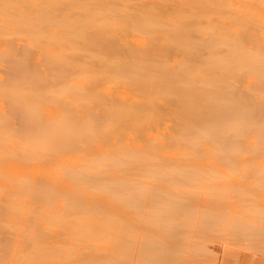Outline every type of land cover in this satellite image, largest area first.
Masks as SVG:
<instances>
[{
	"label": "bare ground",
	"instance_id": "6f19581e",
	"mask_svg": "<svg viewBox=\"0 0 264 264\" xmlns=\"http://www.w3.org/2000/svg\"><path fill=\"white\" fill-rule=\"evenodd\" d=\"M261 2L264 4V0ZM227 6L229 4L226 0H0V15L4 17H0V34L7 27V23L11 22L18 26H14V31L25 35V38L22 35L24 43H18V46H21V50L18 49L21 51H19L20 53L16 49L18 46L14 49L10 47V50H6L7 52L12 51V54L1 50V53H5L2 54V57L3 55H6L5 58L18 57L19 62L23 61L20 58H24V60L29 58L36 61L33 65L37 66H40L41 62L47 64V66L41 64L43 68L36 67L37 70L27 67V69L31 68L28 76L32 75V77H27V81L30 78L28 84L25 81L26 77L21 78L18 74L19 70L20 74L23 70H18L16 67V74L25 81L22 83L19 80L17 84L24 86L26 83V87L23 88L21 85L17 87L14 84L17 82L18 75L16 79H13L15 82L11 80L13 85L8 84L11 81L6 82L8 87L12 85L10 90H5L8 87L5 84L2 85L6 86L3 91L11 92L14 99L7 96L11 94L4 93L2 89V92L0 91V93L6 94L8 102L14 101L13 105L9 104L11 105L9 108L16 113L13 114L11 110L10 112L20 117L22 122H19L20 132L18 131L21 134L17 132V127L16 129L12 128L16 133L14 135L19 136V140L21 139V144H18L19 147L21 146L20 150L17 151L18 149L15 147L17 145L16 137L13 143L15 146L12 145L13 148H6L9 144H4V146L0 144V181L12 179L11 195L6 197L9 202L12 201L13 204L10 203V206L14 208L8 207L9 212L5 210L6 213L14 214V211L17 213L16 210H20L18 209L19 203L21 201L28 202L27 199L35 202L43 201V204L44 202H63V207L69 208L72 214L65 209L67 218L63 212L64 209L58 207L64 216L61 217V221L64 222L66 218L69 220V217L74 219L73 222H70L71 224L67 221L68 227H72H70L71 230L68 229L70 231H68L70 236L68 238L75 241L74 243L77 241L84 242V244L95 243L91 247H97L95 246L97 243L107 245L108 248L104 250L107 254L108 252L110 254L111 250L120 253L123 248L135 247L130 243L135 241L134 237L137 238L136 235L134 236L135 233L124 235L128 231L121 230V228L118 231L114 226L111 228L108 225L109 221L113 220L111 212H114L115 202L127 203L126 207L129 206V208L132 205L142 206L145 205L144 202H151V204L148 202L150 206L152 204L154 206L151 207V213L154 208L155 213L151 214L154 216L153 219H151L152 216L149 218L157 226L153 225V221H147L150 220L149 218L146 221L150 222L148 225L153 223L155 229L159 230L161 227L159 232L164 233L163 236L166 235L165 239L168 234H171L166 233L167 229L165 228L167 227L164 226L168 225L172 230L174 228L172 225L176 224V226L187 228L185 226H190L195 222L197 227H194L198 234L201 233L200 231H204V234L208 233V228L211 231L216 230L215 227L214 229L212 227L220 224L226 216V213L223 215L222 211H219L223 209V207L219 209V206H223L222 201L226 194H213L215 196L211 197V200H202L196 198L194 193L181 190V187L188 188L189 185L194 186L195 183L205 182L207 186L215 184L214 188H206L210 194L213 191H215L214 193L225 192L229 186L223 181L227 179L229 165L236 162V156L243 152L252 153L251 155L264 152V39H262L264 34L258 36L260 34L258 30L262 32L264 30L257 26H251L252 23V25H258V22L257 16L253 17V20V14H249L252 16L245 17L244 15V18H241L237 15L238 17L234 16L236 18H228L231 19L228 21L234 25H231L234 29L230 25L224 27L228 23L225 22L226 25L222 24V30L217 32L214 30V24L209 20V15L219 12L218 10H228ZM188 9L193 11L180 15L174 14L172 11ZM215 10L217 11L215 12ZM202 18H206L207 24L201 22ZM248 21L251 22H249L251 28ZM252 32L257 34L259 32L258 35L256 34L258 37L255 38ZM196 34L199 36L196 37ZM258 38L262 39L263 44L260 45L261 42H256L259 40ZM255 42L259 45H255ZM248 45L251 47L249 48ZM224 47L226 52L218 54L221 51L220 48L225 51ZM259 47L262 48L260 50L263 54L258 50ZM13 50L16 51L13 52ZM200 50L206 52L202 51L205 56L201 55L202 52L199 54ZM18 58L14 60L17 61ZM195 62L199 65H195ZM24 63L22 64L25 65ZM25 74L24 72L23 75ZM41 74L46 76H41ZM48 76H51L49 77L51 81L52 78L68 80L54 79L52 84L56 87L50 88L51 85L47 87L44 83V80L49 81V79L46 80ZM70 77H72L71 80ZM56 80L59 85L54 82ZM104 83L121 84L122 90L114 91L118 92L119 96L114 97L113 91H110L109 88L105 87L109 90H103ZM100 84L101 88L99 87L98 90L97 86ZM101 89L106 93L103 94ZM46 101H53L56 106L59 102V110L57 111L58 108L55 105L54 108L51 106L52 111L55 107L57 109L53 115L47 113L48 117L42 111V108L48 105L45 104ZM45 108L50 110L48 106ZM164 117L172 119L171 132L162 134L161 138L150 135L152 125ZM5 122L6 125H12L6 120L4 123L1 122L0 128L9 130L5 133L10 132L11 128L5 127ZM142 136H146L144 144L137 142ZM249 138H253L251 141L254 140V145L249 142L251 147L245 146L246 144L244 145L243 142L245 139L249 141ZM10 140L11 137L8 142ZM11 142L13 141L11 140ZM10 148L16 149V151ZM74 152L77 155H73ZM67 155L70 160H64V162L60 160L61 164L53 163L50 160L52 157L59 159ZM178 155L184 156L183 158L186 160L181 161L183 159H180ZM171 156L174 157L170 158ZM208 157L212 158L209 161L210 168L206 164L210 169L207 171L211 174V169L218 168L217 165L213 166L216 163L213 161L219 159L218 166L225 164L224 166L228 170L223 168L227 172L226 175L222 174L224 178L221 176L223 165L220 168L221 172H218L223 181H220L218 174L214 176L218 170H213L215 172L213 177L207 172H203L206 170L202 168V166L204 167L202 164L200 169L204 170L199 172H202L203 175L197 173L199 165H196L201 162L195 161L193 158L206 161ZM231 158H235V161ZM239 161L241 160H237V162ZM242 161L241 163L244 162ZM11 162L25 165L34 164L36 167L32 171H28L31 176L35 168L40 169L42 166L39 165L44 162L47 166L44 165L42 170L55 167L56 170H54L59 172L54 175L51 173V176L47 175L49 172L47 174L44 172L47 177L36 180L34 175L30 177L26 171L24 173L23 170V172L16 170L17 167L11 169V172H5L4 166ZM212 163L214 164L212 165ZM234 164H232L233 168L238 166V163H236L237 166ZM248 164L251 165V162ZM181 165H184L185 168ZM243 166L247 167L248 165ZM254 166L251 167L252 171ZM141 168L148 169L147 173L150 178L146 174V176L143 175L144 177L152 178L156 182L155 192L145 188L141 182L138 186L126 189V183L120 177L115 178L117 172L127 173L136 170L139 173ZM237 168L234 169L236 172L243 171L242 169L237 171ZM230 170L232 173V169ZM234 170L232 174L235 175ZM21 172L22 174H20ZM13 173L15 174L12 175ZM41 174L43 175V173ZM231 178L233 179V176ZM216 179L217 182L219 180L227 185L223 190L224 185L221 186L222 183L218 182L223 191L219 190L220 187L216 188V182L214 183ZM219 184L217 185L219 186ZM210 188L212 191L209 190ZM228 189V192L230 190L234 192L233 189L236 188L229 187ZM1 191L2 188H0V193ZM30 192H32V198L29 196ZM218 195L219 199L223 197L222 200L219 201ZM199 202H202V206L198 208L196 205ZM16 205L17 208H15ZM216 206L220 213L215 210ZM213 207H215L214 210ZM50 208L46 209L48 211H44L46 215L50 213L51 218H48L49 215L46 216L44 213H38V216L44 214L47 219H52V215L54 217L57 215V218L55 217L53 220H60L58 212L56 211L54 214L52 213L54 210L51 212ZM74 208L80 212L78 213ZM53 209L57 208L53 207ZM44 215L43 217H45ZM95 219L108 224L102 222L97 224L96 222L97 225H95L93 222ZM85 220L90 223L85 225L86 222H84L83 225ZM233 220H231V224L235 226L232 225V228H236L233 230L236 231L238 227L240 231L236 232L245 233L246 235L242 234L243 236H249L250 231L251 233L256 231L253 224L244 222V220V223L240 222L241 219ZM224 221L229 220L225 219ZM223 222L222 225H219L220 227H225V222L224 224ZM238 222L239 225L236 226ZM72 223L77 227H74ZM67 224L65 222L64 227ZM126 226L128 228L129 225ZM176 226L172 230L173 232L176 230L174 234L172 233L173 237L163 240L165 244L161 243L162 240L160 241L162 238L160 233L155 237L159 238L160 243L156 244V241L159 242L158 239H150L156 246L154 244L150 246L151 242L147 243V246L151 247V250L156 247L154 250L158 251H152L149 257L147 255L148 258L143 256V259H148L144 260L145 263L149 261L147 264H171L175 260L184 258L182 255L185 254L181 253L182 250L179 247L186 246L184 239L188 240V238L183 237L184 239H182L181 236L185 234V230L181 234L182 228L177 226L179 230L176 229ZM146 228L150 229L148 226ZM152 228V231L149 230L151 233L146 231L148 236L152 233L155 234L156 231L153 232L154 228ZM177 230L181 231L180 236H177L179 235ZM152 235L151 238L154 237ZM236 236L238 235L236 234ZM176 237L182 239L179 241V238V242L184 241L183 244L181 243L182 245L178 244L179 242H176L178 245H174L176 240L168 242ZM114 242L115 245L117 244L115 247ZM141 243L139 244L141 245ZM131 247L129 249L132 250ZM34 249L36 250L37 247ZM73 249L76 253L81 251H77L75 247ZM73 249L70 248V251L74 252ZM139 249L141 248L139 247ZM198 249L197 247L196 250L198 251ZM36 251L31 255L39 254L40 249L38 248ZM64 251L65 253H62L66 254L67 249ZM70 251L68 250L67 255L73 254L69 253ZM153 252L155 253L153 254ZM52 253L56 255V252ZM146 253L148 252L146 251ZM171 253L175 254V260L172 258L173 256L171 257ZM210 253V251L204 253L202 263H209L208 260L214 256H211ZM44 254L47 253H43L41 250L39 255L45 257ZM53 254L50 255L54 256ZM176 256L180 259L177 260ZM170 258L174 261L172 260V262ZM194 259L197 262V258ZM186 260L184 259L182 262L185 263L188 261ZM212 261L214 260L212 259ZM178 262V264L181 263ZM199 263L201 264V262Z\"/></svg>",
	"mask_w": 264,
	"mask_h": 264
},
{
	"label": "rangeland",
	"instance_id": "374dc122",
	"mask_svg": "<svg viewBox=\"0 0 264 264\" xmlns=\"http://www.w3.org/2000/svg\"><path fill=\"white\" fill-rule=\"evenodd\" d=\"M226 1H227V4H229V6H227V7H229L228 10L226 8H225L226 10H218L219 12H216L217 10H215L216 13L213 12L212 14L209 15L210 16L209 20L215 26L214 30H216L217 32L221 31L222 30L221 27H223L222 24H224L225 22L229 23V21L231 20V19H228V18L237 16V15L240 16L241 18H244V15L246 17L247 15L250 16L249 14H253V16L251 15L253 20H254L253 17L257 16V22L258 23L256 21L255 22L258 25H252L253 24L252 23L251 26H253V27L257 26V28L264 30V28H263L264 26L263 27L261 26V25H264V23H263L264 21H262V20H264V4L261 2V0H226ZM172 11L174 12V14H177V15L179 14L180 15V14L186 13V12L189 13L190 10L188 9V10H172ZM191 11H193V10H191ZM242 15H243V17H242ZM0 17H3V16L0 15ZM234 18H236V17H234ZM234 18H233V20H234ZM202 19H204V20H202ZM202 19H201V22L202 23L205 22L207 24L208 21L206 20V18H202ZM253 20L252 21L250 20V21L253 22ZM250 21H248L249 27H250V23H251ZM226 23L224 25H226ZM228 23L224 27H227L228 25H230V26L233 25L232 23L231 24L230 23L228 24ZM204 24H202V25H204ZM248 24H247V26H248ZM14 26L15 25L11 24V22L7 23V27L5 26L6 28H4L2 33L0 34V41H1L0 42V53H1V50H5L7 54L11 55L12 51H10V52L8 51L9 52L8 53L6 49L10 50V47H12L14 49L15 47L18 46V43H20V42L24 43L23 41H24L25 35L22 34L24 36V38H23V36L21 35V32L19 33L17 31H14L13 30ZM233 26H231V28L234 29ZM15 27H18V26H15ZM257 28H255V29H257ZM253 30H251V31H253ZM258 31H260V34L258 32L259 35L257 33L252 32V34L255 35L254 36L255 38H257L258 36L260 37L262 34H264V32H262L261 30H258ZM256 34L258 36H256ZM198 36L199 35L196 34V37H198ZM262 37H264V35H262ZM258 39L260 41L258 40L256 42H258V43L261 42V43H259L260 45L263 44L261 40L264 39V38H262V39L258 38ZM15 40L17 41L16 43H15ZM18 40H21V41H18ZM256 42H255V45L257 44ZM259 44H257V45H259ZM11 45H13V46L15 45V46L13 47ZM6 46H7V48H6ZM250 47L251 46H249V48ZM260 47L258 48V50L260 52H262L261 51L262 48H260ZM20 48H21V46L19 45L16 49L18 50ZM222 49H223V47H222ZM222 49L221 48L219 49V50H221L220 51L221 53L220 52L219 53L217 52V53L218 54H223L224 52H226V48L225 47H224L225 51H223ZM20 50H18V52ZM15 51L16 50H13V52H15ZM202 51L205 52L204 50H200V51H198L199 54H201ZM203 52H202L201 55L205 56ZM263 52H262V54H263ZM2 54H5V53H1V55H0V57H1L0 58V91H1V89L3 91V88L5 89V87L9 83L13 85L11 80H13L14 78L16 79L17 77L19 79L17 78L16 79L17 82L14 83V84H16L17 87H19L21 85V84H19V86H18V84H17V83H19V80L22 81V83H24L25 81H27V77H29V76L32 77V75L28 76V74H30L29 73L30 72L29 69H31L32 67L34 69H36V67H40V66L42 67V65L46 64V63L44 64V62H41L40 66L33 65V63H36V61L34 62L32 59H29V58H27L28 60H24V58H20V59H23V61H25L26 63H24L21 60L19 62V58L18 57H14V59L18 58V60L15 61L10 55L9 56L13 60L10 57L9 58L8 57L5 58L4 56H6V55H3V57H4L3 58ZM177 58H180V57H177ZM30 60H32V61H30ZM22 63H24L26 65V67H24L25 65H23ZM196 64H197V62H195V65ZM197 65H199V64H197ZM45 66H47V64ZM13 67H15V68H13ZM16 67H17L18 70L19 69L23 70V71H21L22 74H20V70H19L18 74L20 75L21 78H24V76H25L26 77L25 81L20 79L19 75L16 74V72H17ZM27 67H31V68L27 69ZM15 70H16V72H15ZM33 71H35V70H33ZM24 72L27 74V76H26V74L23 75ZM44 75L45 74H41V76H44ZM39 76H40V74H39ZM49 77H51V76H48L47 79H46V80L49 79V81H45L42 78V82L44 80V83H45V85L47 87L48 86L50 87V85H51L50 88L56 87V85L53 86V84H52L53 82L52 81L54 79L58 80L59 78H52L53 80L51 81L50 80L51 78H49ZM28 79L30 81V78H28ZM60 79L64 80V78H60ZM69 79L71 80L72 77H70ZM57 80L54 81V82H57ZM65 80H68V79L65 78ZM8 81H11V82H8ZM13 81L15 82V80H13ZM29 81H27V84L29 83ZM40 81H41V79H40ZM6 82H8V84ZM46 82H49L51 84L47 83L48 84L47 85ZM44 83H42V84H44ZM3 84H5L6 86L5 85L2 86ZM27 84L25 83V85H27ZM12 85H10L9 87L7 86L8 89H5V90H10L12 88L11 87ZM57 85H59L58 82H57ZM22 86L23 85H21V87ZM24 86H23V88H24ZM107 86H109V87H107ZM99 87L101 88V84L97 86L98 90L100 89ZM102 87H103V84H102ZM105 87L109 88L110 91H113L112 94H113L114 97L119 96L118 92H114V91L115 90L117 91V90H120L121 88H123L121 84L119 85V84H115V83L114 84L113 83L112 84L111 83L110 84H108V83L105 84L104 83V89L103 90H105V91L109 90V89H105ZM8 92L5 91L4 93L11 94V95H7V96H9V98L12 97L13 96L12 93L11 92L8 93ZM4 93H0V121L1 122L3 121V123H4V121L8 120V123L11 122L12 125L11 126L6 125V122H5V127H7L8 129L11 128L10 132H6L5 133V131H9V130H7V129L2 130V128H0V131L3 132V133L1 132V134H0V144L2 146H4V144H6V145L9 144L10 145L12 143L10 146L7 145L6 148L9 149V147L13 148L15 146V145H13L14 139L16 137V135H14V133H15L14 129H16V127H17L18 128L17 132L19 131V128H20V125H19L20 123L19 122H21V121H20V117H17L16 114H15L16 117H14L15 115H13V114L16 113V112H12L13 109L12 110L10 109L11 105H13L12 103H14V101L10 99L11 102H8L9 100H7V98H6L7 96H5L6 94H4ZM105 93L103 91V94H105ZM114 93L117 94V95L115 96ZM12 99H14V98L12 97ZM58 101L60 102V99ZM49 102L45 103V104H48V105H45V104L44 105H45V107L48 106L50 108V110L48 108H45L44 106H43L44 108H42V111L44 112L43 114H45L46 117H48L47 113L49 115H53V112L57 108H58L57 111L59 110V102L57 103L58 104L57 106L55 105L56 104L55 102L51 101L50 104H49ZM10 103H11V105H9ZM52 103H53V105H51ZM54 105L57 108L55 107V109H53V111H52L51 106L53 107ZM10 110H11V112L13 114L10 112ZM17 118H18V120H17ZM1 122H0V124H2ZM18 125H19V127H18ZM171 125H172V119L170 117H164V118L158 120L155 124L152 125V127L150 128V133L149 134L154 136V137L158 136L159 138H161V137H163V136H161L162 134H167V133L171 132ZM12 128H14V129H12ZM18 133H17V136H18ZM19 134H21V133H19ZM9 136L11 137V140L13 142H11V140H10V142H8L9 138H10ZM20 138H21V135H20ZM16 139L17 140L15 142L17 143V145L15 147H17V149H18L17 151H19L21 146L19 147L18 144L21 142L20 141L21 139L19 140V136L16 137ZM251 139H253V138H249V141H248V139H245V141L243 140L244 145L245 144H246L245 146L249 145V142H251L250 144H253L254 140L251 141ZM138 140L139 141H137V142H140L141 144H144V143H146V136L139 137ZM12 145H13V147H12ZM249 147H251V146L249 145ZM11 150H15L16 151V149H11ZM21 150H22V148H21ZM240 154H239V156H236L237 159H236V162H234L235 164L232 163L234 165H236V163H238L237 164L238 166L236 165L238 168L235 167L234 165H233L234 166V168H233L232 164H230L231 167L229 165V172H228L229 175L227 174V176H226L227 179H225L224 181L222 180V178H224L222 174L226 175L227 172H226L225 169H227V168H225V166H224L225 164H220L218 166V162L220 163L219 159H218L219 160L218 161L216 159V157H214L216 160L213 161V162H216L217 164L216 163L215 164L212 163V165L213 164H214L213 166L217 165L218 168L214 167L213 169H211L212 170V174H211V172H208L210 170L208 168H210L209 167V163H210L209 161L212 160L211 157H208V159L206 161L204 160L205 162L208 161L207 163H205L203 161V159H201V161H200V158H199V160H198V158H193V160H195V161L197 160L198 162H201L200 164L196 165V166L199 165V167H198L199 170H197V173L200 170H204L205 169L206 171H203V172H207L208 174H210V176H212L215 173V172H213V170L214 169H215V171L218 170L215 173L214 176H216L218 174L217 176L219 177V179H221L220 181L226 182L229 187H235L237 190L233 189L234 192H231V190H230V192H228L229 191V189H228L229 187L226 188L227 185L223 184V182H220L219 180H218V182L220 184L222 183L221 186H223V185L225 186V187L223 186V190H224V188H226L228 191L226 189H225L226 190L225 192H219V193L218 192L214 193L215 191H213V192H211L212 196L210 194V191L208 192V190H206V188H209V187H213L214 188L215 184H214V186H212L213 184L211 186H207L205 184V182L204 183L202 182V183H195L196 185H194V186L193 185H191V186L189 185L188 188L181 187V190L184 189L183 191L194 193L196 198L202 199V200L203 199L204 200H206V199L207 200H209V199L211 200L212 198H214L213 196H215L213 194H220V193H222L221 195L226 194V195H224L225 198H223L221 196L223 198L222 202L225 205L222 204L223 206H219V205L218 206H219V209L221 207H223V209L221 208L222 210H219V211H222L223 215H224V213H226L225 215L228 216V217H226V216L224 217L223 216L224 220L227 219L229 221H224L223 220L225 222V224H224V222L221 220L223 222V224L225 225V227L224 226H221V227L219 226V225H222V222L220 224H216L217 227L214 224H212V225H214L212 227V229H214V227H215L216 230L214 229V230H212L213 231L212 232L211 229L208 228L207 229L208 233H206V234H204L205 233L204 231H200L202 234H204L203 236L199 232V230H198V232L201 235L197 233V229L194 227V226H196L195 222L192 223L193 227H191L192 224H190V226L189 225L185 226L187 228H183L184 226L180 227V225L179 226L177 225L178 227H180V229L182 228L181 229L182 232L180 231L181 234H183V231L185 230V234H183V236H181V237H182V239H184L183 237H187L188 238V240L184 239L185 242L183 241L184 243H186V246L182 245L183 242H179V241L182 240L180 237H179L180 239L176 237L177 239L175 238L174 240H169L168 242L170 243V242L176 240L175 244L173 243L174 245H178V244L182 245L180 247L179 246H177V247H179V249L182 250L181 251L182 254H185V255H182L184 258L179 256L178 254H176L180 258H183L182 260H178L180 258L178 256H176L177 260L181 262L180 264H182V263L183 264H200L199 262H201V264H205V262L202 263V260H204L203 255L205 256L204 253H207L209 251L211 252L210 253L211 256L214 255L210 259L211 261L208 260V262L210 264H264V152H260L259 154L257 153L258 155H255L256 154L255 153V154H253L254 156L251 155L252 153L250 154V153H247V152H243V153H240ZM73 155H77L76 152H74ZM178 156H180V155H178ZM173 157L174 156H171L170 158H173ZM183 157H181V156L179 157L180 159L181 158L183 159L181 161L186 160ZM186 157H188V156H186ZM232 157H234V156H232ZM241 157H243V158H241ZM175 158H178V157H175ZM204 159H206V158H204ZM231 159L233 161H235V158L234 159L231 158ZM242 159H243L244 162H246V164H244ZM50 160L53 163L56 162L57 164H59V163L61 164L60 160L64 162V160L65 161L66 160H70V157L68 155L67 156H62L59 159L58 158L54 159L52 157ZM237 160H241L243 163H241V161L237 162ZM248 162H251V165L254 163L253 165H255L254 167L256 169L253 168L254 170L252 171L251 167L253 165L251 166L250 164H248ZM36 164H38V163H36ZM41 164L42 165H39V166L43 167L45 165V162L41 163ZM201 164L204 165V167L202 166V168H204V169H200ZM206 164L208 165V168H207ZM222 165H223V167H222ZM243 165H245V166L248 165L247 167H249V168L244 167ZM45 166H47V165H45ZM181 166L184 167V165H181ZM14 167H17L18 169H16V170H18V171H22L23 170L24 173L26 171V174L29 175L30 173L28 171H32L34 169V167H36V166L34 164L25 165L23 163L16 164L14 162H11V163L6 164L3 169L5 170V172L6 171L11 172V169L13 170ZM42 167H40V169L39 168H35V171L33 172V175H34V177H36V180L39 179V178L47 177V175H49V174L51 176V173H52V175H54L55 173L59 172V171H55L56 170L55 167H52V169L48 168L46 170L45 169L42 170ZM227 167H228V164H227ZM239 167H241V168L239 169ZM211 168H212V166H211ZM220 168L222 169V172H221ZM223 168H225V169L223 170ZM235 168H237L236 169L237 171H240L241 169L243 171H240L238 173V172H236L234 170ZM246 168H247L248 171L246 170ZM180 169H182V167H180ZM207 169H208V171H207ZM230 169H232V173H234L233 170L236 172L235 175L230 172L231 171ZM47 170H49V171H47ZM141 170L143 171V173H142ZM141 170L139 169V171H140L139 173L136 170L135 171L131 170L130 172L128 171L129 173L128 172L127 173H123V171L122 172H117V174L115 173L116 174L115 178H117V177L119 178L120 177V179H122L126 183V185H127L126 189L138 186L140 184V182H141V184H143L145 188L149 189L152 192H155L156 190L154 189V187L156 186L155 185L156 182L153 181L152 178L149 179L150 177L148 176V173H147L148 169L146 170V169L141 168ZM167 171H168V169H167ZM22 172L20 174H22ZM44 172H45V174H47V172H49V173L45 176ZM218 172H221L222 178H220V174ZM41 173H43V175ZM199 173L202 174V172H199ZM230 173L233 176V179L231 178L232 176L230 175ZM14 174L15 173H13L12 175H14ZM145 174L149 178L144 177L143 175H145ZM33 175L32 176L29 175V176L33 177ZM229 176H231V177L228 179ZM141 177H144V178L142 179ZM215 178H217V177H215ZM32 179H35V178H32ZM217 179H216V181L214 180V183L216 182V188L220 187L219 190L221 191L222 187L217 182ZM2 181H0V183H1L0 186L2 185V187H0V188H2V191L0 193V264H140V263L141 264H147L149 261L146 262V263H145V261L148 260V259L145 260L143 258L144 257L146 258L147 255L149 257V254H152L151 253L152 251H155V252L158 251V250H154L156 247H153L154 249L151 250L152 248L147 246L148 245L147 243H149V242H151V244H152L150 246H153V244H154V243H152V240H150V239H153V240L154 239H158V241H159V238H155L156 234L159 235V233L161 235L160 237H162V238H160V241L161 240L162 241L163 240H167L168 237H170V239H171L173 237L174 232L176 231V230H174V232L172 231L175 228V226H176L175 223H174L175 226L172 225V227H174V228H172V230H170L171 227H169V225L168 226H164L163 225L164 227H167V228H165V229H167L166 233L167 232L171 233V234L173 233L172 235L168 234V236L165 239L164 237L166 235L163 236L164 233L159 232V231H161L160 230L161 227L159 226L160 227L159 230L157 228L155 229V226H157V225H155L156 223H154V221L151 220V219L154 218V216L151 215V214L155 213L154 212L155 208L154 209L152 208L154 211L152 210V213H151V207H154V206H152L153 204L150 206L151 202H149V201L148 202L150 204L148 202H144L146 206L144 204L142 206L139 204L140 206H138V205L133 206L132 205V206H130V208H129V206L126 207L127 203L124 204V202L123 203H120V202L116 203L115 202V204H114L115 206L113 205L114 206L113 207L114 208V212L113 211L111 212V215H112L111 218L113 220L109 221V224L104 222V221H101V220H100V222H102L104 224H108L110 227L114 226V228L117 229L118 231H119L120 228H121V230L123 229V230L128 231V233L125 232L124 235H127V234L131 235L130 233H135L134 236L136 235L137 238L135 239V237L132 235L134 237L133 239L136 241V242L132 241V243H130L131 245H133L135 247L132 248L130 245H128V246H130L132 248V250L129 249L130 248L129 247V248H123L122 250L119 249L120 253L118 251L114 250L115 251L114 252L113 250H111L112 252L109 254V252L107 251L108 252V254H107L106 251H104L105 249L108 248L107 245H104V244L100 245L99 243H97V245H95L97 247H91V246H94L95 243L93 244V242H87V243H85L86 245L84 244V242L81 243V242L77 241V243H74L75 241L73 242L70 238H68L69 232H70L68 229H70L71 226L68 227V224H67L68 222L67 221H69V223H70V222H73L74 219H72L73 217L72 218L69 217V220H67V218H68L67 216L68 215H66L65 209H66V211H69V208L63 207L64 206V204H62L63 202L62 203H59V202L45 203L44 202V204H43L42 203L43 201L42 202L40 201L41 202L40 203L39 201L35 202V201H30V199H27L28 202L17 201V202H20L19 203L20 207L18 208L20 210H16V211H18L17 213L15 211H14V214L12 212L9 213V214L6 213V211H8V209H7L8 207H10V208L13 207V206L12 207L10 206V203H11V205L13 204L12 201L9 202L7 200V197H6V196L11 195L10 188L12 186V184H11L12 179H5L4 182H2ZM217 184H219V186ZM157 185H158V183H157ZM208 185H210V184H208ZM209 190H211V188ZM30 193L31 194H29V196L32 198V192H30ZM217 197L219 199L220 196L218 195ZM222 198H220L219 201L222 200ZM14 204H15V202H14ZM47 204H49V205L46 206ZM50 204H52V205H50ZM17 205L15 206V208H17L19 206V205L18 206ZM50 206H52V207L50 208ZM89 206H87V207H89ZM196 206L198 208L201 207L202 206V202H199L198 205H196ZM53 207L57 208L59 211L57 209H53ZM58 207H60L61 209H64L63 212L65 213V215L67 217V218L65 217L66 219L64 218L65 220L63 219L64 222L61 221L62 220L61 217H64L62 215L63 212L61 213L60 212L61 209L58 208ZM93 207H95V206H93ZM49 208H50V211L54 210L53 212L51 211L54 214H56V211H57L58 212L57 213L58 214V218H61V219L60 220H53V218L54 219H55V217L57 218V215L54 217L52 214L51 215H52L53 218L52 219H47L46 216H48L50 213H47L48 215H46L44 210L49 209ZM214 208L215 207H213V210H214ZM74 209L76 210L77 208H74ZM79 209H81V208H79ZM72 210H73V208H72ZM215 210L218 213H220L218 211V207ZM46 211H48V210H46ZM76 211L78 212V210H76ZM76 211H75V215H76ZM69 212L72 214V211H69ZM38 213H44L46 216L44 214L43 215L45 217H43L42 214H41L42 216L41 215L38 216ZM70 213L67 212V214H69V216H71ZM73 215H74V212H73ZM79 215H77V216H79ZM220 215H219V217H220ZM151 216H152V218L150 219L149 217H151ZM48 218H51L50 215L48 216ZM74 218H75V216H74ZM147 218H149L150 220H147ZM233 219H237V221H238V219H241L242 221H240V222H243V220H244V222L246 221V222H248L250 224H253L255 226L254 230H256V231L253 232V229H252L253 233H251V231H250V233H248L249 236L248 235L247 236H243L245 233L243 234L242 231H241V233L243 235L239 234L238 232H236V231L239 230L238 227H237L236 231L233 230V229H236V228H232V225H234V224H231V220H233ZM146 220L147 221H153L154 224L153 223L152 224L155 225V226H153L152 224L148 225L150 222H147ZM76 221H78V220H76ZM76 221H75V224H77ZM80 221H81V219H80ZM86 221L87 220L83 221V225L85 224L84 222H86ZM216 221H218V219H216ZM65 222H66L67 225L64 227ZM93 222L95 223V225H97L99 220L95 219V220H93ZM96 222H97V224H96ZM100 222H99V224H100ZM219 222H220V219H219ZM87 223L89 224L90 222H86L85 225H88ZM176 223H178V222H176ZM194 223H195V225H194ZM214 223H216V222L214 221ZM234 223H236V222H234ZM73 224L74 223H72V225ZM179 224H181V223H179ZM91 225H93V224H91ZM125 225H129L128 228H127V226L125 227ZM238 225H239V222H238V224H236V226H238ZM73 226L77 227V225H73ZM122 226H124V227L122 228ZM147 226L150 229H147L146 228ZM149 226H152L154 229L152 227H149ZM163 226H162V228L164 229ZM177 226H176V229L178 228ZM151 228L154 230L153 232H155V231L156 232H155V234L152 233L153 235L150 234L148 236V234H146V231H147V233H151V231H152ZM231 229H232V231H234L236 233L232 232ZM149 230H151V231H149ZM162 231H165V230H162ZM115 232H113V234H115ZM178 232L179 231L177 230V233ZM180 232L178 233L179 235H177V236L181 235ZM116 234H117V232H116ZM118 234H122V233H118ZM207 234L210 235V236L207 237L208 236ZM236 234L238 236H236ZM151 235L154 236V237L151 238ZM175 235H176V233H175ZM146 236H148V237H146ZM116 239H117V237H116ZM116 239H115V242H116ZM145 239H148V240H145ZM178 239H179V241H178ZM117 241H118V239H117ZM138 241L142 242V243L139 242V243H141V245L138 243ZM160 241L159 242L156 241V244L160 243ZM162 241H161V243L165 242V241H163V242ZM115 242H114V247L117 246V244L115 245ZM118 242H120V240ZM176 242L177 243L179 242V243L177 244ZM144 243H146V244H144ZM166 243H167V241H166ZM87 245H89V246H87ZM34 247H37V249L39 248L40 251L42 250L43 253L44 252L47 253V254H44L45 257H43V256L40 257V255H39L40 251L38 252L39 254L34 256L35 252H37L36 251L37 249L35 250ZM73 247H75L77 249V251H79V250H81V251L76 253L75 250L73 249ZM86 247H88V248H86ZM139 247L141 249H139ZM182 247H184V248H182ZM197 247L199 248L198 251L196 250ZM70 248H72L74 250V252L72 250H71L72 251L71 252ZM111 248H113V247H111ZM148 248H149L150 252H149V250H147ZM66 249H67L66 254H63V253H65L64 250H66ZM116 249H117V247H116ZM125 249L126 250L128 249V251H130V250L131 251L130 252H128V251L126 252ZM179 249H177V250H179ZM202 249H204V250L202 251ZM68 250L70 251L69 253H73V254H71V255L68 254L67 255ZM123 250H125V251H123ZM205 250H207V252H204ZM146 251L148 253H146ZM32 252L34 253L33 255H31ZM52 252H54V253L56 252V255L53 254ZM121 252H123V253H121ZM155 252H153V254ZM50 254H53L54 256H52ZM41 255H43V254H41ZM174 255L175 254L173 253L171 255V257L173 256L172 258H174V260H175ZM193 257L197 258V262L200 259L201 260L197 263L196 259H194ZM202 257H203V259H202ZM172 258H170L171 261L173 260ZM184 259L185 260L187 259L188 261L186 260L187 262H185V263L182 262ZM212 259L214 261H212ZM143 261H144V263H143ZM178 261L175 260L174 263L178 264L179 263ZM174 263H171V264H174ZM209 263H206V264H209Z\"/></svg>",
	"mask_w": 264,
	"mask_h": 264
}]
</instances>
